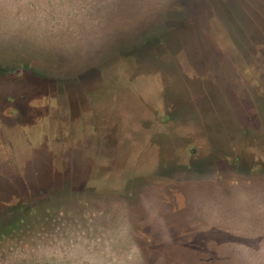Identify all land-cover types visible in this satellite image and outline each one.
Segmentation results:
<instances>
[{
  "label": "rangeland",
  "instance_id": "1",
  "mask_svg": "<svg viewBox=\"0 0 264 264\" xmlns=\"http://www.w3.org/2000/svg\"><path fill=\"white\" fill-rule=\"evenodd\" d=\"M216 2L0 0V75H29L32 87L49 89L32 97L26 84L10 93L6 121L25 126L57 93L63 112L79 113L91 81L92 90L108 89L113 70L128 69L141 87L160 91L167 66L137 73V58L149 59L153 45L167 46L161 40L185 36L196 4H217L227 16L228 1ZM253 100L244 108L239 101L238 122L217 130L222 152L162 158L123 190H102L83 151L69 155L70 172L29 187H0V264H264V98L254 93ZM155 110L163 118L168 107ZM158 126L159 149L180 144Z\"/></svg>",
  "mask_w": 264,
  "mask_h": 264
},
{
  "label": "flooded vegetation",
  "instance_id": "2",
  "mask_svg": "<svg viewBox=\"0 0 264 264\" xmlns=\"http://www.w3.org/2000/svg\"><path fill=\"white\" fill-rule=\"evenodd\" d=\"M226 1L227 16L217 4L194 5L188 23L183 24L185 36L161 40L167 46L153 45L149 59L137 58V73L154 67L159 70L157 64L167 66L160 91L141 87L128 69L113 70L115 81L110 88L92 90L91 81L79 113L72 107L63 112L65 105L57 93L45 112L20 126L17 121H6L10 93L18 94V88L26 84L32 97L49 89L32 87L29 75L13 81L1 74L0 187H29L49 174L70 172L69 155L83 151L90 158L89 176L102 190L114 193L131 186L138 176L152 174L162 158L169 163L179 157L222 152L216 147L217 130L222 123L238 122V102L244 108L252 104L254 93L264 98V0ZM232 16L247 18L248 23L232 20ZM50 91L55 96V89ZM163 102L168 110L161 118L155 108ZM160 124L166 127L170 141L179 139L177 147L171 142L170 149H159ZM230 150L236 152V148ZM52 155L53 165L47 164ZM16 156L31 163L9 162ZM131 177L136 179L131 182Z\"/></svg>",
  "mask_w": 264,
  "mask_h": 264
},
{
  "label": "water",
  "instance_id": "3",
  "mask_svg": "<svg viewBox=\"0 0 264 264\" xmlns=\"http://www.w3.org/2000/svg\"><path fill=\"white\" fill-rule=\"evenodd\" d=\"M22 156H16L15 159H12L11 161L13 162V164L15 163V161L19 164H22L23 162L21 161Z\"/></svg>",
  "mask_w": 264,
  "mask_h": 264
},
{
  "label": "trees",
  "instance_id": "4",
  "mask_svg": "<svg viewBox=\"0 0 264 264\" xmlns=\"http://www.w3.org/2000/svg\"><path fill=\"white\" fill-rule=\"evenodd\" d=\"M0 240H1V238H0Z\"/></svg>",
  "mask_w": 264,
  "mask_h": 264
}]
</instances>
